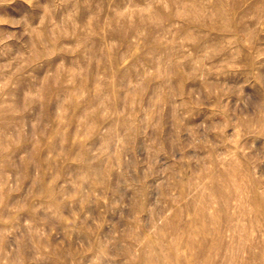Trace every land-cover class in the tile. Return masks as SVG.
<instances>
[{"label": "rangeland", "instance_id": "obj_1", "mask_svg": "<svg viewBox=\"0 0 264 264\" xmlns=\"http://www.w3.org/2000/svg\"><path fill=\"white\" fill-rule=\"evenodd\" d=\"M0 264H264V0H0Z\"/></svg>", "mask_w": 264, "mask_h": 264}]
</instances>
